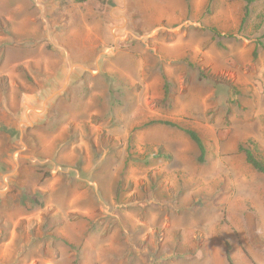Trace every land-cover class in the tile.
Instances as JSON below:
<instances>
[{
	"label": "rangeland",
	"instance_id": "rangeland-1",
	"mask_svg": "<svg viewBox=\"0 0 264 264\" xmlns=\"http://www.w3.org/2000/svg\"><path fill=\"white\" fill-rule=\"evenodd\" d=\"M240 145L264 0H0V264H264Z\"/></svg>",
	"mask_w": 264,
	"mask_h": 264
},
{
	"label": "trees",
	"instance_id": "trees-1",
	"mask_svg": "<svg viewBox=\"0 0 264 264\" xmlns=\"http://www.w3.org/2000/svg\"><path fill=\"white\" fill-rule=\"evenodd\" d=\"M186 1L188 2L189 0ZM162 124L170 126L172 128H177V129L179 128L176 124H172V123H162ZM179 130H182L196 144L200 152L198 161L199 163H202L204 161L205 152H204L203 144L199 139V137L197 136V134L190 130H183V129H179ZM238 151L243 154L247 165H249L257 174L264 176V164L253 155L249 146L240 145ZM1 198L3 197H0V199Z\"/></svg>",
	"mask_w": 264,
	"mask_h": 264
}]
</instances>
